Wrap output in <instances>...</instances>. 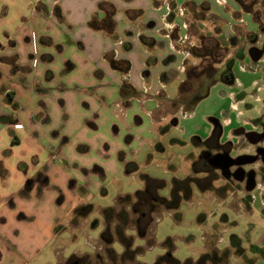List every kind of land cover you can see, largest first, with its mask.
Listing matches in <instances>:
<instances>
[{
    "label": "crops",
    "instance_id": "crops-1",
    "mask_svg": "<svg viewBox=\"0 0 264 264\" xmlns=\"http://www.w3.org/2000/svg\"><path fill=\"white\" fill-rule=\"evenodd\" d=\"M63 2L0 0V244L10 243L12 231H26V222L36 227L37 234L43 231L41 225L57 231L53 227L59 219L51 209L45 211L44 202L50 193L55 199L52 207L63 201L61 184L70 180L72 185L68 167L85 171L92 166L101 176L112 167L104 161L137 167L135 156L142 145L163 150L149 133L161 131L158 121L171 116V125L179 126L181 118L175 112L192 115L209 89L221 84L232 87L220 92L230 99V117L238 118L240 112L233 110L238 106L245 107L241 113L246 118L260 119V131H250L258 139L250 140L247 152L264 168V94L247 89L259 80L247 84L233 71L237 62L242 70L264 72V41L258 37L264 34L260 27L264 18L257 21L247 1L88 0L74 2L78 11L73 14L64 11ZM250 17L258 23L257 29ZM92 21L99 27L91 26ZM207 60L210 66L205 68L212 76L200 73L195 78L200 83L187 85L189 67H204ZM260 78L264 81V76ZM252 96L261 105L255 106L259 108L255 113L246 107ZM115 103L116 112L110 106ZM85 110L95 124H84ZM222 111L206 114L203 127L188 129L195 144L205 147L215 130L216 146L222 144V130H217ZM106 122L124 123L126 130L131 123L134 132L123 140L108 139L99 130ZM200 151L199 159L209 154L205 148ZM220 155L212 153L207 160ZM199 172L202 175L194 182L201 192H210L212 183L209 187L200 183L207 170ZM235 178L245 180L246 205L228 215L256 211L264 222V178L260 182L250 173ZM84 184L75 195L82 196L90 185ZM249 230L243 238L232 233L223 250L216 246L220 236L211 233L216 239L205 243L204 252L211 251L217 264H224L219 254L227 263L232 255L242 264H264V226Z\"/></svg>",
    "mask_w": 264,
    "mask_h": 264
},
{
    "label": "rangeland",
    "instance_id": "rangeland-1",
    "mask_svg": "<svg viewBox=\"0 0 264 264\" xmlns=\"http://www.w3.org/2000/svg\"><path fill=\"white\" fill-rule=\"evenodd\" d=\"M29 1L37 2L38 0ZM62 1L65 5L64 11L72 14L78 11L77 4L74 2H88V0ZM245 1L247 6H250L248 9L253 12L255 19L260 22V17L264 18L263 0ZM57 10L58 8L56 13ZM56 16H59V13ZM250 20L253 28L257 29L258 23L254 22L252 17ZM263 23L264 21L260 22L262 29H264ZM258 37L259 42L262 43L264 34H258ZM261 48L264 51L263 44ZM257 54L263 55L262 52ZM208 63L209 61L205 62L203 66L209 67L210 63ZM244 63L241 62V64ZM202 68L189 67L187 85L191 81L201 82L200 79L195 78L201 73ZM233 71L243 82L247 81V84L251 79L259 80L256 87L252 84L247 89L252 87L249 91H253L254 95L256 91L258 94H264V81H260V77L264 76L262 70L245 71L235 62ZM225 74L222 76L225 77ZM259 85L262 86V91ZM230 88L232 87L223 84L210 88L209 95L197 103L192 115H181V111L177 110L175 112L177 118L179 120L181 118L179 126L171 125L172 117L168 116L167 120L158 121L161 126V131L158 133L148 129L152 138L163 147V150L156 146L142 145L135 156L137 165L135 168L128 169L130 164L127 168V163L117 167L113 166L115 162L112 164L109 161H102L106 166L112 167H104L107 171L104 176H101L92 166L85 171L68 167L72 185H69L70 180L61 184L63 201L60 198L62 202L52 207L55 199L50 193L49 201L44 202L48 206L45 211L51 209V214L56 213L55 216L59 219L57 227H53V230L56 228L57 231L53 232L50 226L41 225L43 231L37 234L36 227H33L31 222H26L24 225L27 228L26 231L24 229L18 234L12 231L10 243L0 244L2 247L0 248V264H217L213 262L214 257L211 251L204 252L205 243L212 238L216 239L211 233L220 236L221 240L216 243V246L223 250L229 245V237L232 233L243 238L244 234H247L246 231L249 233L251 230L249 226L257 227V231L264 226L262 216L256 211L233 212L232 218L228 215L232 210L238 211L246 205V189L243 182L245 180H237L235 177L243 175L246 177L250 173L260 179V182L264 178V168L259 166L255 158H250L247 152L251 146L250 140L258 139V136L250 135V131L253 133L260 131V119L246 118L242 115L245 107L239 109L238 106L233 109L240 112L238 118L228 115L227 107L230 99L228 95L222 97L220 92L225 93ZM195 90L193 86L192 91L195 92ZM252 98V104H246V107L251 108V111L255 113L259 110L255 106L261 105L259 101H256L255 96ZM110 106L115 108L116 112L118 108L116 103ZM225 109L226 113L222 111ZM220 111L223 113L219 117L220 126L217 130H222V144L216 146V138L209 140L205 147L195 144L196 141L194 143L188 135V129L203 127L202 118L205 120L206 114L212 112L221 114ZM85 112L82 115L84 124L88 126H91L92 122L95 124L93 120L89 121L91 112L87 110ZM146 119L143 117V122L147 121ZM128 120L126 115L125 124L129 123ZM116 125L119 126L118 129ZM116 125L106 122L99 130L109 135L108 139L113 137L122 140L134 132L135 126L131 123L127 127L128 130L124 123L120 122V125ZM204 148L209 151V154L206 153L199 159L200 150ZM212 153H222L228 165L224 166L216 161L207 160ZM194 160L198 161L192 165ZM202 169L207 170L208 173L205 174V180H200V183L208 184L207 187L212 183L210 192H201L197 184L192 181L193 178H198L201 174L199 171ZM190 172L193 175L190 176ZM145 175L163 182L159 188H153L160 199L171 198L173 179L189 177L191 190L187 195L183 192L179 193L180 198L176 208H168L161 202H154L151 211L142 205H138L135 210L133 200L128 202L121 198L126 195L134 197L136 191L144 189ZM213 179L217 180L213 181ZM86 181L90 184L85 186L86 191L82 192V196L77 193L75 195L76 188L84 186ZM58 194L60 193H57V196ZM82 202H84V205L80 206L82 208L78 207L73 212L74 208ZM148 218L150 222L147 224ZM47 219L46 214L44 221L46 222ZM232 219L236 221V224H233ZM40 236H42L41 240H39ZM219 255L223 258L224 264H242L232 255L228 263L223 255Z\"/></svg>",
    "mask_w": 264,
    "mask_h": 264
},
{
    "label": "trees",
    "instance_id": "trees-1",
    "mask_svg": "<svg viewBox=\"0 0 264 264\" xmlns=\"http://www.w3.org/2000/svg\"><path fill=\"white\" fill-rule=\"evenodd\" d=\"M264 3V0H263ZM91 26L96 27V23L94 21L91 22ZM99 27V25L97 26ZM204 52H207V49H204ZM209 69L203 67L201 69V73H206L208 76H212V73L208 71ZM216 137V130L213 132L211 139ZM196 170V169H195ZM145 180V188L142 190L136 191L134 197L130 195H126L121 198L123 201L130 202L131 200L134 201V209L136 210L138 205H142L148 207L150 211L152 210L153 203L161 202L168 208H176L178 207V201L180 198L179 193L183 192V194L187 195L190 192V182L191 179L186 177L184 179H173V186L171 189V198L169 200L160 199L159 196L156 194L153 188H159L163 185V182L148 177L147 175L143 177ZM198 182L197 178H193L192 181ZM153 185V186H152ZM203 186V185H202ZM150 222V218H148L147 224ZM145 227V225L143 226ZM142 231V230H141ZM214 262V261H213ZM215 263V262H214Z\"/></svg>",
    "mask_w": 264,
    "mask_h": 264
},
{
    "label": "water",
    "instance_id": "water-1",
    "mask_svg": "<svg viewBox=\"0 0 264 264\" xmlns=\"http://www.w3.org/2000/svg\"><path fill=\"white\" fill-rule=\"evenodd\" d=\"M212 161H216L218 164L227 166L228 164L224 161V157L222 155L216 156L212 159Z\"/></svg>",
    "mask_w": 264,
    "mask_h": 264
}]
</instances>
